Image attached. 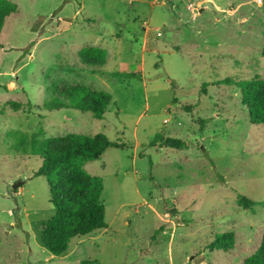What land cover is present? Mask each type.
Masks as SVG:
<instances>
[{"label":"rangeland","instance_id":"rangeland-1","mask_svg":"<svg viewBox=\"0 0 264 264\" xmlns=\"http://www.w3.org/2000/svg\"><path fill=\"white\" fill-rule=\"evenodd\" d=\"M11 1L0 32V264H244L264 228V124L248 121L238 84L264 78V0ZM88 45L107 51L103 66L79 64ZM74 84L111 94L101 118L49 109L53 85ZM69 132L119 146L84 165L103 180L107 227L53 255L41 243L54 213L35 175L42 158L15 145ZM227 231L234 248L210 249Z\"/></svg>","mask_w":264,"mask_h":264},{"label":"trees","instance_id":"trees-1","mask_svg":"<svg viewBox=\"0 0 264 264\" xmlns=\"http://www.w3.org/2000/svg\"><path fill=\"white\" fill-rule=\"evenodd\" d=\"M17 4L11 0H0V32L6 19L15 13ZM264 57V45L261 48ZM81 66L101 67L106 63L107 51L104 48L88 45L77 52ZM241 91V103L247 111L248 121L252 124H264V78L258 76L243 80L238 84ZM53 93H58L59 100L52 99L49 109L74 108L90 111L94 117L101 118L112 96L106 91L89 89L74 84L64 87L53 85ZM15 110L21 103L7 102ZM43 131H41L42 133ZM33 135L18 136L15 149L39 154L42 164L35 175L47 178L50 191V202L54 207L53 215L45 222L41 231L42 245L53 255H62L69 249L75 237L86 236L95 230L105 229L104 206L101 202L103 180L99 176L89 174L84 165L98 159L107 148L119 146L108 140L101 133L85 135L69 132L45 140L39 147ZM167 146L180 147L182 142L167 138ZM238 205L250 209L255 205L252 200L241 197ZM234 232L215 235L216 241L209 245L210 249L227 251L235 246ZM244 264H264V228L256 249L248 255ZM80 264H95V261L83 259Z\"/></svg>","mask_w":264,"mask_h":264},{"label":"crops","instance_id":"crops-1","mask_svg":"<svg viewBox=\"0 0 264 264\" xmlns=\"http://www.w3.org/2000/svg\"><path fill=\"white\" fill-rule=\"evenodd\" d=\"M82 70H83V71H85V69H84V68H82ZM94 232H95V231H93V233H94ZM90 234H92V233H90ZM68 250H69V249H68ZM230 250H231V249H230Z\"/></svg>","mask_w":264,"mask_h":264},{"label":"built area","instance_id":"built-area-1","mask_svg":"<svg viewBox=\"0 0 264 264\" xmlns=\"http://www.w3.org/2000/svg\"><path fill=\"white\" fill-rule=\"evenodd\" d=\"M159 34V33H158Z\"/></svg>","mask_w":264,"mask_h":264}]
</instances>
